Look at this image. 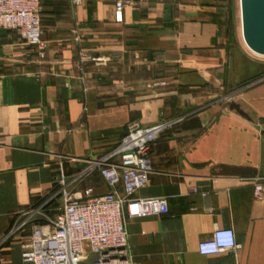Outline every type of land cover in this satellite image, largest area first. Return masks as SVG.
<instances>
[{"label":"crops","instance_id":"crops-1","mask_svg":"<svg viewBox=\"0 0 264 264\" xmlns=\"http://www.w3.org/2000/svg\"><path fill=\"white\" fill-rule=\"evenodd\" d=\"M46 1L44 60L0 30V264H29L31 225L9 232L61 169L103 158L129 125L172 120L135 194L168 213L127 223L134 263L264 264V64L230 43L221 0H123L119 23L115 0ZM82 184L109 191L97 173ZM224 228L239 247L199 255Z\"/></svg>","mask_w":264,"mask_h":264},{"label":"built area","instance_id":"built-area-1","mask_svg":"<svg viewBox=\"0 0 264 264\" xmlns=\"http://www.w3.org/2000/svg\"><path fill=\"white\" fill-rule=\"evenodd\" d=\"M44 1L0 0V30L15 32L36 52L39 60H44L47 49L41 27ZM68 1L75 5L79 2ZM126 3L129 2L115 0V22L122 21ZM171 122L179 120L149 127L129 125L126 135L103 158L82 160L88 166L72 177L61 169L50 190L9 232L13 235L31 225V233L20 247L21 259L29 264H135L130 254L127 223L168 213L166 198H139L135 194L147 184L152 171V147L172 126ZM93 173L100 176L108 192L95 195L91 188L80 189ZM262 190L261 183L254 185L253 196L258 201L262 199ZM56 203V214L49 217V209ZM238 247L233 230L224 228L199 242L197 251L199 255L209 256L235 251Z\"/></svg>","mask_w":264,"mask_h":264},{"label":"water","instance_id":"water-1","mask_svg":"<svg viewBox=\"0 0 264 264\" xmlns=\"http://www.w3.org/2000/svg\"><path fill=\"white\" fill-rule=\"evenodd\" d=\"M242 41L252 53L264 57V0H239ZM88 166L82 162L80 170Z\"/></svg>","mask_w":264,"mask_h":264},{"label":"rangeland","instance_id":"rangeland-1","mask_svg":"<svg viewBox=\"0 0 264 264\" xmlns=\"http://www.w3.org/2000/svg\"><path fill=\"white\" fill-rule=\"evenodd\" d=\"M46 2L48 1H45L43 4H45ZM220 3L221 6H223V9H221L222 12L221 16L225 19L228 25V30H229L228 38L230 40V43H232V45H234L237 48L241 47L244 53L248 54L254 61L264 64V57L255 56L243 44L242 36H241V28H240L239 0H221ZM235 47L232 46L233 49H235ZM234 51H236V49ZM95 175L96 173H93L87 178H90ZM68 177H72V175H69ZM81 186L84 187L83 184H81ZM57 207H58V203L51 206L48 212L49 217L55 216Z\"/></svg>","mask_w":264,"mask_h":264},{"label":"trees","instance_id":"trees-1","mask_svg":"<svg viewBox=\"0 0 264 264\" xmlns=\"http://www.w3.org/2000/svg\"><path fill=\"white\" fill-rule=\"evenodd\" d=\"M45 1H46V0H45ZM45 1H44V2H45ZM44 2H43V3H44ZM42 5H43V4H42ZM248 83H252V80H250V81L244 83L243 85L248 84Z\"/></svg>","mask_w":264,"mask_h":264},{"label":"clouds","instance_id":"clouds-1","mask_svg":"<svg viewBox=\"0 0 264 264\" xmlns=\"http://www.w3.org/2000/svg\"><path fill=\"white\" fill-rule=\"evenodd\" d=\"M231 243H232V240L230 238L229 241H228L229 246L231 245Z\"/></svg>","mask_w":264,"mask_h":264},{"label":"bare ground","instance_id":"bare-ground-1","mask_svg":"<svg viewBox=\"0 0 264 264\" xmlns=\"http://www.w3.org/2000/svg\"><path fill=\"white\" fill-rule=\"evenodd\" d=\"M244 44V43H243Z\"/></svg>","mask_w":264,"mask_h":264}]
</instances>
